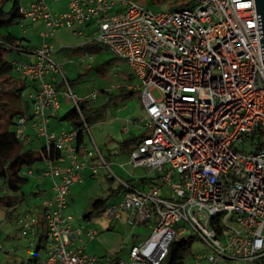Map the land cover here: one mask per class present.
I'll use <instances>...</instances> for the list:
<instances>
[{"label":"built area","instance_id":"1","mask_svg":"<svg viewBox=\"0 0 264 264\" xmlns=\"http://www.w3.org/2000/svg\"><path fill=\"white\" fill-rule=\"evenodd\" d=\"M60 1L66 4L61 11L51 12L47 0H32L18 12L22 26L25 20H42L44 29L35 59L13 62L14 72L34 85L25 95L30 115L15 119V135L28 139L30 126L44 139L48 153L52 145L59 151L41 169L21 171L51 182L50 195L40 199V215L27 208L15 220L30 246L38 237L36 226L45 228L43 255L37 253L27 263L97 260L75 245L82 229L73 227L66 209L70 187L82 180L81 171L89 167L94 176L99 163L91 159L104 160L93 139L91 146H78L77 130L55 134L48 128L59 109L58 73L76 105L62 64L50 56L54 49L48 39L60 26L81 34L85 25L94 23L91 38L124 60L140 79L127 88L140 93L150 132L130 150L129 163L158 179L145 188L119 180L125 189L119 206L128 213V223L147 221L150 211L158 219L150 234L129 248L127 259L109 264H159L169 242L187 230L213 249L214 261L222 256L225 264H264V83H257L258 78L264 82V46L254 0H189L190 6L156 12L135 0ZM82 133L90 134L86 122ZM246 144L254 150L240 149ZM107 216L121 217L114 205L107 207ZM85 234L92 239L97 232L89 228ZM192 258L194 264H207L201 254Z\"/></svg>","mask_w":264,"mask_h":264},{"label":"rangeland","instance_id":"2","mask_svg":"<svg viewBox=\"0 0 264 264\" xmlns=\"http://www.w3.org/2000/svg\"><path fill=\"white\" fill-rule=\"evenodd\" d=\"M136 2L141 3L142 5L147 6L152 11H170L180 8L177 3H172L171 0H161L159 2H153V0H135ZM22 3H24L22 1ZM47 4L51 12L56 10H61L65 8L66 4L64 1H55L47 0ZM11 5V0L6 3V8ZM190 6V5H188ZM43 21L36 20L30 21L25 20L24 26L21 23L14 21L12 24L5 26L3 28L4 32H11L21 38L23 35H32L31 41L35 43L38 38L37 32L38 29L42 28ZM94 23H89L82 34L73 33L72 29L65 27H58L54 36L50 39V43L53 46V49L63 48L69 57H72L71 48L82 43L86 37L91 38L94 35L95 30ZM26 32H28L26 34ZM40 44L42 42V37L40 36ZM86 61L82 63H75V59L72 58L73 62H67L62 66V72L70 80L71 85L69 89L76 99L87 98L91 101L92 105H98L107 98L108 95L102 94V90H106V93H118L120 87L125 84L126 80L124 76L130 75L128 79L130 84L138 85L140 84V79L134 76L132 70L128 64L116 57L113 52L109 49L101 48L97 51H90L87 53ZM4 56L9 61H17L23 59L22 54L16 50H6L4 51ZM102 66L101 70H97L96 67ZM58 80L61 81L60 74H57ZM127 81V82H128ZM125 82V83H124ZM61 83V82H59ZM259 85H262L260 78H258ZM57 97L61 107L56 111L58 117L62 116L69 108L74 105L72 98L67 93L68 88L65 84H58ZM130 98L120 99L115 98V102L112 103L109 108L112 111L113 115L117 117L125 118L124 115L126 112L132 110L133 105L139 100L137 91ZM96 93V97H92L91 94ZM152 93L159 97V92L157 89H152ZM27 93H24V96ZM26 97V96H25ZM128 106L125 109V106ZM50 124L54 122L56 117H50ZM105 116H94L92 121L89 123L91 127V136L87 133L85 135V141L91 146L92 139L95 141V145L99 149L100 155L103 158L104 162L102 163L98 158H93V163L98 164V173L96 176L91 177L87 176L85 180L79 183H75L70 187V193L67 196V209L66 212L72 216L71 224L73 227H80L82 229L81 238L77 239L79 245H84L88 237L85 234L86 231L90 228L98 232L99 240H101L105 245L104 255L100 256L95 264H109V261L113 259H127V253L129 248L133 244H138V242L144 240L151 231V227L158 219V214L150 211V218L146 222L135 221L134 223H128L127 217L128 213L125 209H121L119 203L121 202L124 191L121 189L119 192H115V189H119V180H130L132 184L136 186L139 183L138 176H145L146 182L158 180L155 179V176L147 172L143 167H133L129 163V150L128 149H114L113 145L100 144L96 140L97 132H102L107 129L108 125L103 123ZM66 121V120H64ZM63 122V127H67V122ZM102 123L101 125H99ZM118 124V123H117ZM96 125L97 131H94V126ZM61 126V127H62ZM70 126V125H68ZM93 127V128H92ZM51 130V127H50ZM56 133L58 131H55ZM131 138L138 137V132L130 133ZM91 137V138H90ZM123 137V136H122ZM127 137V135H124ZM42 137L33 138L31 141L32 144L27 143L26 147L28 148H39L42 144ZM92 143V144H91ZM32 146V147H31ZM240 149H243L245 152H251L254 150L253 146L246 144L245 146H240ZM43 162H36L30 168H25L26 170L31 169L35 171L37 168L42 167ZM106 164L107 166H105ZM43 184L39 179L35 177H29L26 184L21 188V192L24 193L25 199L17 205L16 209L13 210V215L9 218L3 217L0 221V243L3 246V250L0 251V264H28L27 261L33 257V251L35 249L38 237L42 236L44 238L45 228H40L41 223L36 226L39 231L38 237L35 238V246H30L29 240L26 237L20 235L18 231L17 221H15L18 215L23 212L26 208H32L36 213H41V208L39 206L41 197L45 196L44 191L40 188ZM37 192V193H35ZM97 198H108V206L114 205L119 211L121 217L119 219L112 220L111 217L107 216V207L100 214H97L95 211H92V202ZM91 212L89 218H84L83 216ZM109 220V221H108ZM111 220V221H110ZM42 222V220H41ZM108 222V223H107ZM182 224V223H181ZM184 239L190 242V253L191 254H201L204 256V261L207 264H225V258H221L217 261H214L210 258L212 255L213 249L209 248L199 237L195 234L194 231L187 230ZM122 243L123 248L111 254V252L116 248V246ZM46 243L45 240H42V246L39 249V256H42L44 253V247ZM109 258V259H107ZM21 260L23 262L21 263ZM186 264H194L192 256L188 258ZM239 264H246L241 261Z\"/></svg>","mask_w":264,"mask_h":264},{"label":"trees","instance_id":"3","mask_svg":"<svg viewBox=\"0 0 264 264\" xmlns=\"http://www.w3.org/2000/svg\"><path fill=\"white\" fill-rule=\"evenodd\" d=\"M9 0H0V208L5 210V218H9L13 215V210L24 199L25 195L21 192V188L27 183V176L22 175L21 171L25 168H30L36 162L44 161L47 157L57 158L59 151L51 146V150L48 153L43 146L32 149L26 147L27 142L17 138L15 135V119L21 115H30V103L23 99V94L29 86L30 82L26 79L20 78L14 72V64L4 56L6 50H16L17 48L24 46L16 42V37L10 32H4L2 29L5 26L12 24L14 21L20 22L19 12V0H11V5L6 8V3ZM161 0H153V2H159ZM172 3H177L179 7L190 5L189 0H171ZM108 47L96 40L89 39L83 45L75 46L71 48V51L87 52L97 51ZM20 52V51H19ZM102 66L96 67L99 71ZM67 83L70 86L71 82L66 77ZM61 83L64 84L63 81ZM118 93H106V90H102L107 98L104 102L98 105H92L91 101L87 98L76 99V105L74 104L64 114L63 119L68 120L71 127L77 130V144L83 142L82 126L84 122L90 123L92 117L100 116L105 113L109 106L115 102V98L125 99L130 97L135 90H126L124 86L120 87ZM137 137L122 139L120 141L123 149H128L129 153L133 146L137 143ZM147 177H142L145 179ZM129 184L136 188L134 184L127 180ZM150 182V181H149ZM137 185V184H136ZM124 187L119 185V189L115 192H119ZM108 198H97L92 202V211L100 214L106 209ZM91 212L84 215V218H89ZM42 236L38 237L33 256L39 253V249L42 246ZM193 254L190 253V242L184 239V236L173 239L169 242L166 255L160 261L159 264H186L188 258ZM264 262V260H262Z\"/></svg>","mask_w":264,"mask_h":264},{"label":"crops","instance_id":"4","mask_svg":"<svg viewBox=\"0 0 264 264\" xmlns=\"http://www.w3.org/2000/svg\"><path fill=\"white\" fill-rule=\"evenodd\" d=\"M22 1L24 3H22ZM32 0H19V4L20 6H28V4L31 2ZM65 4V2H64ZM65 8L63 7L61 10H64ZM60 10V11H61ZM56 11H59V10H56ZM89 24V23H88ZM87 24V25H88ZM43 25V24H42ZM84 26V30L86 28V26ZM44 29V25L42 26L41 30L40 28L38 29V32H37V36L38 38L36 39L37 41L35 43H33L31 41V38L33 37L32 35H29L27 34L28 32H26L27 35H23L21 36V38L13 33H11L13 36H15L17 39H16V42L17 43H20V45L24 46L25 48H23L22 51H18L19 53L22 54V57H24L23 59H20V61H33L35 59V54H34V49L39 47L40 46V32ZM3 30V29H2ZM9 32V31H8ZM82 34V33H81ZM90 38L86 37L85 40L80 43L79 45H83L86 41H88ZM92 39V38H91ZM77 45V46H79ZM73 53L71 54L72 57H69V56H66L67 53L66 51L62 48H59V49H56V50H53L51 53H50V56L57 62L61 63L62 66L64 64H66L67 62H73L74 60L72 58L75 59V63H82V62H85L86 58L84 60L81 59L82 55L84 53H87V52H78V51H72ZM15 61V60H14ZM12 61V62H14ZM135 76V75H134ZM130 75H127V76H124V79L126 80L122 86H124V88L126 90H129L127 88V85H129V81L128 79H130ZM128 81V82H127ZM61 81L58 80V77L57 79L55 80V88L56 90L58 89V84H61L59 83ZM34 88V85L32 83H29V86L27 87L26 91L24 93H29V92H32ZM138 92V91H137ZM135 93V92H134ZM133 93V94H134ZM102 94H105V93H102ZM133 94L131 96H133ZM106 95V94H105ZM130 96V97H131ZM128 97V98H130ZM138 98L139 100L135 103V105H133V108L132 110L126 112V114L124 115L125 118H121V117H117L116 115H113L112 114V111H110V108H108L105 113H104V116H105V120L103 123H106L108 125L107 129H105V131H100V132H97L96 135V140L98 141V143L100 144H105V145H113V148L114 149H118L119 151L122 150L123 148L121 147V144H120V141L122 139H129L132 137V135L130 133H135V132H138V139L137 141L144 135H146L148 132H150V128H148L145 124H146V118H145V111H144V106H143V103L141 101V98H140V93H138ZM24 99L27 100V102H29V100L24 96ZM59 107L60 104H59ZM128 106L126 105L125 106V109H127ZM60 109V108H59ZM70 109V108H69ZM68 109V110H69ZM65 114V113H64ZM64 114L60 117L56 116L57 113L55 112V115L52 116V117H56V119L54 120V122H52V124H50V118H49V131L52 132V133H55V134H58L60 131L62 130H70V129H73L70 125L69 122H67L68 120L66 119H63L64 117ZM66 120V121H64ZM64 121L66 124H67V127H63V122ZM118 123V124H117ZM102 123H100L99 125H101ZM70 125V126H68ZM62 126V127H61ZM50 127H51V130H50ZM93 128V127H92ZM95 130L94 131H97L96 129V125L94 126ZM55 131H58L57 133ZM27 132L30 134V137L28 139H26L25 141L29 144H32L31 141L33 140V138H36V136L34 135V130L28 126L27 127ZM90 132H91V127H90ZM85 135H83V144H87L89 146V143H87L85 141ZM91 136V133L89 134ZM124 135H127V137H124ZM123 136V137H122ZM92 137V136H91ZM90 137V138H91ZM93 139V138H91ZM43 142L41 144V146H43L44 144V139L42 138ZM95 140V139H94ZM93 140V141H94ZM95 142V141H94ZM92 144V143H91ZM40 146V147H41ZM32 147V146H31ZM32 149H37V148H32ZM43 162V166H44V161ZM93 158L91 159L90 163H93ZM42 166V167H43ZM42 167L40 168H37L36 170L38 169H41ZM148 172V171H147ZM81 174H82V180H85L87 178V176H91V177H94L96 175H92L91 172H90V168L89 167H85L82 171H81ZM152 175V174H151ZM155 176V175H153ZM142 177H145V176H138L137 179H139V183L136 185V187H139V188H145L147 186V184L149 183L148 181L146 182V178L145 179H141ZM155 179H156V176H155ZM41 183L43 184V186L40 188V191L43 190L44 192V195L47 196V195H50L51 193V182H50V179L49 178H45L43 181H41ZM79 183V182H78ZM37 193V192H35ZM70 193V191H69ZM68 193V195H69ZM108 206V205H107ZM27 208L25 207V209L23 210V212L26 210ZM21 212V213H23ZM20 213V214H21ZM19 214V215H20ZM18 215V216H19ZM5 217V210L3 208H0V221L1 219ZM84 217V216H83ZM112 220H115V219H112ZM109 221V220H108ZM111 221V220H110ZM146 222V221H145ZM108 223V222H107ZM97 235H98V232H97ZM95 236L94 238L92 239H87V241L85 242L84 241V245H82V252L88 254V255H91V256H95L97 259L104 255V243L99 240V235L98 236ZM81 238V237H80ZM82 240V238L80 239ZM141 242V241H140ZM139 243V242H138ZM137 244V243H136ZM75 245H79L77 240L75 241ZM122 245V243L119 242V244L116 246V248L111 252V254H115V252H118V247ZM132 246V245H131ZM122 248H123V245H122ZM121 248V249H122ZM119 249V251L121 250ZM127 257H128V253H127ZM109 259V258H107ZM98 260H96L97 262ZM95 262V263H96ZM94 263V264H95Z\"/></svg>","mask_w":264,"mask_h":264},{"label":"water","instance_id":"5","mask_svg":"<svg viewBox=\"0 0 264 264\" xmlns=\"http://www.w3.org/2000/svg\"><path fill=\"white\" fill-rule=\"evenodd\" d=\"M256 12L259 15L260 20V32H261V46H264V0H254Z\"/></svg>","mask_w":264,"mask_h":264}]
</instances>
